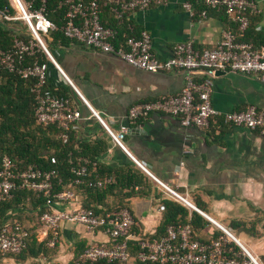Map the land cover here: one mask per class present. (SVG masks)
<instances>
[{
    "label": "crops",
    "instance_id": "obj_1",
    "mask_svg": "<svg viewBox=\"0 0 264 264\" xmlns=\"http://www.w3.org/2000/svg\"><path fill=\"white\" fill-rule=\"evenodd\" d=\"M187 1L194 5L193 16L183 8ZM255 2L258 12L251 18L246 41L264 50V0ZM205 9L207 15L201 18L199 14ZM128 19L138 31L150 33L153 53L161 60L171 58L178 43L192 41L198 50L212 49L225 32L237 30L222 11L207 9L203 0H167L165 5L131 13ZM17 26L24 29L21 23ZM45 41L62 71L46 61L48 87L69 98L81 113L66 133L72 151L68 156L77 168L87 167L91 177L110 176L113 181L99 192L84 184L72 186L76 200L58 208L117 211L125 207L136 222L132 230L135 240L157 234L164 221L184 218L195 224L197 240L209 243L222 234L220 225L236 239L230 245L236 252L241 245L263 260L264 135L227 124L222 116L250 106L264 111V83L254 75L219 72L211 96L219 115L209 129L185 128L178 118L165 114H153L133 123L128 118L133 105L180 93L186 84V72L174 69L150 73L77 41H56L53 34ZM202 78V74L197 75L198 80ZM124 126L128 128L123 141L126 150L108 131L117 133ZM92 163L97 166L94 168ZM158 181L187 196L206 216L172 200ZM68 188L71 186L64 189ZM169 204L178 206L172 209ZM162 205L164 211L160 210ZM33 219L23 217V222L33 227ZM109 243L103 230L91 232L82 225L64 223L57 249L49 247L53 250L50 259L40 256L35 260L41 259V264H69L76 260L80 245ZM32 260L24 264H33ZM0 264L20 263L4 256Z\"/></svg>",
    "mask_w": 264,
    "mask_h": 264
},
{
    "label": "built area",
    "instance_id": "obj_2",
    "mask_svg": "<svg viewBox=\"0 0 264 264\" xmlns=\"http://www.w3.org/2000/svg\"><path fill=\"white\" fill-rule=\"evenodd\" d=\"M0 7V24L10 27L14 41L11 45L0 44V74L14 73L31 82V91L36 98L35 118L38 125H58L68 131L72 123L81 118V113L69 98L54 93L48 87V62L59 66L51 56L46 37L61 30L64 36L101 53L112 54L131 66L150 73L168 72L174 69L186 72V84L180 93L163 95L159 98L133 105L128 113L131 122L145 121L153 114H165L179 119L185 127L209 129L219 113L212 106L214 78L219 72L254 75L264 83V50H257L248 42L238 40L250 25L252 16L258 12L255 0H203L207 9L222 11L237 25L236 31H227L212 49L198 50L192 41L178 43L171 58L161 60L153 53L152 38L148 31L136 33V26L128 19L131 13L146 11L153 6L165 5L167 0H8ZM53 2V6H50ZM108 8L117 19V27L103 24L102 14ZM183 8L195 15L194 5L187 1ZM59 13L61 28L50 17ZM205 18L207 10L199 14ZM21 23L24 29L17 24ZM126 26L120 35L119 28ZM43 52L48 62H39L36 57ZM61 71V70H60ZM62 72V71H61ZM202 74L201 80L197 75ZM97 118L102 119L94 112ZM227 124L259 131L264 135V111L255 106L222 116ZM107 128V127H106ZM117 145L126 150L123 141L128 131L122 127L117 133L108 130ZM64 142L68 136H62ZM53 164L56 159L52 158ZM76 184L87 178V168L76 169ZM56 169L41 170L29 166L19 170L11 158L0 152V201L13 197L16 190H31L45 197L47 210L41 215V228L37 235L39 242H46L55 248L61 239L64 223H74L95 232L103 230L110 239L109 244H93L75 260L74 264H99L101 262L120 264H264L246 248L240 245L236 252L230 245L236 243L233 235L217 225L222 234L209 243L194 238L190 224L170 225L165 234L151 240L136 239L139 251L131 254L129 240L134 219L128 209L98 214L92 209H59L76 200L71 189L54 192ZM111 182L112 179L107 180ZM165 193L175 202L206 216L193 205L189 198L158 181ZM90 186H102L101 181L90 182ZM160 210L164 211L162 205ZM29 233L17 220L0 230V261L6 255L21 253L27 247Z\"/></svg>",
    "mask_w": 264,
    "mask_h": 264
},
{
    "label": "trees",
    "instance_id": "obj_3",
    "mask_svg": "<svg viewBox=\"0 0 264 264\" xmlns=\"http://www.w3.org/2000/svg\"><path fill=\"white\" fill-rule=\"evenodd\" d=\"M50 2V6H53ZM8 0H0V7L8 5ZM106 15V19L105 16ZM50 17L57 23L58 27L61 28L62 22L59 17V13H52ZM230 20V19H229ZM103 24L107 27H117V19L108 8H104L102 14ZM251 25V21H250ZM249 25V27H250ZM249 27L243 33H238V40L242 42L246 41V33ZM126 30V26L119 28V33L122 35ZM139 31L136 28V33ZM53 38L56 41H62L68 39L64 36L61 30L52 32ZM15 36L10 27L3 26L0 24V44L9 46L13 43ZM249 43V42H248ZM36 59L39 62H46L48 60L45 53L40 52ZM58 94L57 92H54ZM60 95V94H58ZM62 96V95H60ZM64 97V96H62ZM36 98L31 91V82L23 79L21 76L2 71L0 74V152L3 155L8 156L12 159L15 166L19 170H25L29 166H35L41 170L56 169L58 175L54 179V192L62 191L68 185L81 186L84 184L86 188L91 191H101L110 186L113 181L108 182L111 179L110 176L105 177H91L87 168L88 177L81 178L82 183L76 184L77 176L75 170L78 169L75 166L68 153L72 155L71 141L68 139L64 142L62 136L67 133L66 130L58 125L52 126H41L38 125L35 118ZM71 130V129H70ZM69 131V130H68ZM56 135L61 138H56ZM67 135V134H66ZM52 158L56 159V163L53 164ZM95 168L97 164L92 163ZM101 181L102 186H90V182ZM46 198L41 194L35 193L31 190H16L13 193L11 199L0 201V230L7 225H11L15 220L19 221L26 231L29 233L27 238V247L19 254L11 255L18 263H24L30 259H37L40 256H44L46 259H50L51 250L46 242H39L37 235L41 228L40 217L47 210ZM173 209L175 204H169ZM92 209L98 214H105L108 212L105 209L98 207H84ZM120 208V209H124ZM179 208V207H178ZM23 209L30 210L33 215H26ZM118 209V210H120ZM126 209V208H125ZM15 214H12V213ZM36 212V213H35ZM35 213V214H34ZM12 214V215H11ZM33 218L37 216V221L33 227H28L23 222V217ZM190 224L194 230L195 224L193 221H187L184 218L181 221L167 220L164 221L161 228L158 229L157 234L153 236H141L138 239L151 240L163 236L170 225H185ZM136 222H134V225ZM133 230V227H132ZM131 230V232H132ZM133 234V232H132ZM194 238L195 230H194ZM131 247V254L135 255L139 251V244L137 240H129ZM79 247V246H78ZM81 248H77L76 259L85 251V244L80 245ZM70 262L69 264H74ZM99 264H120L117 262L108 263L106 261ZM135 264H153V263H140Z\"/></svg>",
    "mask_w": 264,
    "mask_h": 264
},
{
    "label": "rangeland",
    "instance_id": "obj_4",
    "mask_svg": "<svg viewBox=\"0 0 264 264\" xmlns=\"http://www.w3.org/2000/svg\"><path fill=\"white\" fill-rule=\"evenodd\" d=\"M30 218H31V217H30ZM33 220H34L35 223L38 222V221H37V216H34V219H33ZM39 232H40V231H38V234H39ZM6 256H11V255H6ZM30 260H31V259H30ZM32 263H33V264H41L42 262H41V259H39V260H32ZM20 264H24V263H20Z\"/></svg>",
    "mask_w": 264,
    "mask_h": 264
}]
</instances>
